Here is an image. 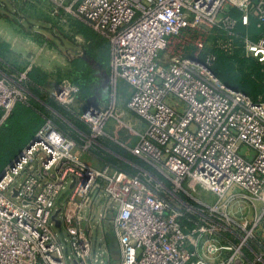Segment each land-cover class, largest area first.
Instances as JSON below:
<instances>
[{
  "label": "built area",
  "instance_id": "2783aa9c",
  "mask_svg": "<svg viewBox=\"0 0 264 264\" xmlns=\"http://www.w3.org/2000/svg\"><path fill=\"white\" fill-rule=\"evenodd\" d=\"M51 1L53 15L63 10L83 18L108 40L109 82L116 86L123 79L131 85L128 108L145 123L143 131L122 123L138 137L131 149L135 156L178 187L188 179L191 190L200 186L220 199L238 185L247 192L244 198L260 202L264 212V96L254 99L232 89L212 70L220 53L237 47L240 25L248 27L255 18L257 27H264V0ZM210 36L214 42L208 41ZM242 41L246 56L264 65V34L253 40L247 33ZM77 90L65 80L55 98L70 108ZM170 96L185 108L169 103ZM109 97L105 106L90 104L79 116L89 126L84 149L104 135L111 118L122 122L116 94ZM28 100L19 82L0 77V126L17 102ZM243 145L253 149L251 156L240 153ZM75 149L76 141L47 120L33 143L5 167L0 179V264H68L71 256L65 254L53 219L56 199L68 187L71 192L57 217L66 227L77 264H93L87 225L96 218L92 207L102 196L101 221L118 242L119 264H257L262 259L243 257L242 249L254 235L248 220L241 225L247 235L240 243L219 245L215 228L187 229L179 210L139 173L110 164L97 167ZM27 171L32 173L11 189ZM224 252L229 254L224 257ZM208 254H217V259Z\"/></svg>",
  "mask_w": 264,
  "mask_h": 264
},
{
  "label": "rangeland",
  "instance_id": "374dc122",
  "mask_svg": "<svg viewBox=\"0 0 264 264\" xmlns=\"http://www.w3.org/2000/svg\"><path fill=\"white\" fill-rule=\"evenodd\" d=\"M54 8V3L51 0H0V57L8 62H15L19 65L15 67L18 72L16 74L17 78L14 77V79L28 92L29 99L34 94V91L31 89L32 82L29 79V72L37 71L40 76H43L44 82L38 88L43 90V93H46L44 96L48 100L50 99V103L53 104H49V107L45 110L46 121L51 119L59 128L67 131L76 141L75 152L81 154L84 161L100 167L109 162L105 160L108 155L120 159L119 155L114 152L118 151L117 146L130 152L131 147L137 142V136L133 135L129 127L122 123H132L136 130L139 131L142 130L141 125H143V121L127 106L132 92L130 85L122 80H119L116 86L109 82L108 93H113L117 96V107L119 111H122L119 119L122 122L111 118L104 129V135L101 139L91 142L89 147L84 149V145L88 141L89 126L84 122L85 126H80L81 130L72 125L71 120L68 119V114L79 118L80 114L92 104L90 102L92 95H81L78 84L73 82L71 77L72 71L75 70L73 67L75 62L72 59L84 56L92 64L93 62H98L95 60L97 56L106 53V48L104 44H96L94 41L88 43V38L78 31L77 21L88 24L83 18L65 14L63 10L53 15L52 10ZM15 38L20 39L16 45L18 47H13L12 45ZM213 40L215 38L211 36L208 38L210 43ZM26 47H28L27 50H25ZM23 53L26 55V58H24L26 60L25 63L22 58ZM223 53L234 56L235 50L230 53L229 51H223ZM243 54L247 58H252L246 56V52ZM18 62H21V64ZM240 70L242 69L236 70V73H239ZM65 80L78 88L77 97L70 108L59 103L55 98L59 85ZM95 81H97L96 85L100 90L103 84L102 78L97 76V80ZM99 93L94 94V97L98 98L97 102L101 101ZM108 99H110L109 96ZM105 101L107 102V100L102 101L104 102V106L106 104ZM168 102L175 107L183 106L185 108V103L176 97L170 96ZM19 131L21 135L25 136L29 128L25 127L23 131L20 128ZM20 140V138H17L15 142L11 143L9 147L10 152H16ZM108 142H111L113 146L111 145L108 148L106 146ZM240 153L246 157L251 156L253 149L243 145ZM37 157H39V154H37ZM144 163L143 168L145 169L138 175L144 181H147L158 195L168 199L179 210L182 214L180 217L181 221L187 229L196 225L213 227L216 229L214 233L216 235V242L219 245H227L230 243L238 244L242 241L243 237H246L247 232L241 229V225L246 220L249 221L248 230L254 225L256 218L254 204L261 203L244 198L243 195H246L247 192L240 186L233 185L225 198L220 199L211 191L203 189L200 186H197L194 191L191 190L188 179L182 183L181 187H178L164 172L159 171L150 163ZM39 166L40 161L37 159L34 162V168L38 169ZM29 173L32 172L27 171L17 178L12 184L11 189L17 187L20 182H23ZM70 192L71 190L68 187L58 196L55 202V211L65 206ZM7 195L12 197L10 190L7 191ZM105 202L106 197L103 198L102 196L95 203L92 211L96 215V218L87 225L91 242L90 258L93 264H119L117 257L111 254V249H115L116 247H111L109 242L110 240H114L113 242L116 240L112 233L108 234L104 231V223L100 217L102 206ZM224 204L226 205L224 206ZM259 224L262 234L264 233V225ZM54 230L57 233L59 241L64 245L66 256H71L68 264H75V257L68 241L66 227L62 225L55 227ZM259 240L263 241L264 237H258L254 233L253 236L248 237L245 246L251 243L264 249V244L258 243ZM207 256L210 260L217 259V254H208Z\"/></svg>",
  "mask_w": 264,
  "mask_h": 264
},
{
  "label": "trees",
  "instance_id": "16d2710c",
  "mask_svg": "<svg viewBox=\"0 0 264 264\" xmlns=\"http://www.w3.org/2000/svg\"><path fill=\"white\" fill-rule=\"evenodd\" d=\"M232 14L235 16L239 15V11L232 10ZM78 31L88 38V43L94 41L96 44H104L106 48V53L97 56L96 61L103 63L105 58L108 57V40L101 34L97 33L88 24L77 21ZM241 33L240 36L236 38L237 47L235 49L234 56L225 55L220 53L218 59L213 66L212 70L215 75L224 82L228 87L244 92L245 94L256 99L258 96H264V65L258 62L254 58H247L244 56L243 47V36L248 33L251 39L256 40L260 35L264 34V27L258 28L257 21L252 18V21L248 27L242 25L238 28ZM93 39V40H91ZM75 62L74 71H72L73 82L78 84L81 95L89 96L90 94H96L99 92V87L97 84V74L95 67L89 63L84 56L77 59H72ZM240 70L236 73V70ZM29 79L32 82L31 89L34 91V96L45 101L47 105H51L50 99L42 95L38 86L44 82L43 76L39 75V72H29ZM53 105V104H52ZM44 106L39 103L34 97H30L27 102L19 101L16 103L12 109L9 116L0 126V173L5 169V167L12 162L21 151L28 145V143L35 137L38 130L46 122ZM68 119L71 120V124L80 128L85 126V123L78 117H73L68 114ZM28 127V133L23 136L20 134L19 129L23 131V128ZM64 131V130H63ZM67 133V131H65ZM83 132V131H82ZM69 134V133H68ZM3 135V136H2ZM20 138L18 149L15 153L9 151L11 143ZM110 143V144H109ZM111 142H108L106 146L109 148ZM113 146V145H112ZM118 151L116 154L124 156L126 160H121L119 158L107 156L105 158L106 164H110L117 167L129 174H136L132 162L139 164L142 168L144 167V162L140 158L134 157L130 152L124 150L123 148L117 146ZM130 161V162H128ZM115 162V164H114Z\"/></svg>",
  "mask_w": 264,
  "mask_h": 264
},
{
  "label": "crops",
  "instance_id": "0c3cea01",
  "mask_svg": "<svg viewBox=\"0 0 264 264\" xmlns=\"http://www.w3.org/2000/svg\"><path fill=\"white\" fill-rule=\"evenodd\" d=\"M18 40L20 41V39L19 38H15V39H13V41L14 42H12V45H13V47H18V46H16L17 44H18ZM27 43V42H26ZM20 45V44H19ZM108 45H109V42H108ZM28 49V47H26V49L25 50H27ZM108 50H109V53H108V57H107V59L105 58V62H103V63H100V62H98L100 65H101V71L102 70H105L108 74H110V68H109V60H110V46H108ZM22 58L24 59V58H26V55H25V53H23V55H22ZM22 61V60H21ZM23 62L25 63L26 62V60L24 59L23 60ZM18 63H20L21 64V62H18ZM16 65H18V64H16L15 62L14 63H12L11 61H7V60H5L4 58H2V57H0V77H3V78H6V79H8L9 81H12V82H16L15 81V79H14V77H16V74H17V72L18 71H16L17 69L15 68L16 67ZM19 66V65H18ZM97 74V73H96ZM24 75V74H23ZM97 76H99L100 78H102V76L101 75H99V74H97ZM17 78V77H16ZM19 80V79H18ZM119 80H122V81H124L125 83H127L125 80H123V79H119ZM118 80V81H119ZM118 81H117V83H118ZM130 87H131V85H130ZM131 90H132V92H131V96H130V99H131V97H132V94H133V88L131 87ZM40 91H41V93H42V95H45L46 93H43V90H41L40 89ZM100 92V93H99ZM99 92H97V94L99 93L100 94V96L102 95L101 94V87H100V90H99ZM108 96H109V93H108V91H107V98L106 99H102L101 98V101L100 102H102V101H104V100H109L108 99ZM32 97H34L39 103H41L43 106H44V108H48L49 107V105H47L46 103H45V101L44 100H42V99H39V98H37V97H35L34 95H32ZM94 97V94H92V98ZM94 98H97L96 96L94 97ZM98 99V98H97ZM130 99H129V101H130ZM128 101V102H129ZM127 106H128V103H127ZM80 119V118H79ZM48 120H51V119H48ZM52 121V120H51ZM141 121H143V120H141ZM56 125V124H55ZM57 127H58V125H56ZM142 126V130H139V131H143V129L145 128V123L143 122V125H141ZM61 129V128H60ZM63 130V129H62ZM71 136V135H70ZM72 137V136H71ZM73 138V137H72ZM138 138V137H137ZM74 139V138H73ZM101 139V138H100ZM138 140V139H137ZM136 144V143H135ZM134 144V145H135ZM133 145V146H134ZM133 146L131 147V149L133 148ZM131 149L129 150L130 151V153L134 156V157H137V156H135L132 152H131ZM127 151V150H126ZM119 157H120V159L121 160H126V158H124V156H121V155H119ZM137 158H139V157H137ZM141 159V158H140ZM142 160V159H141ZM144 161V160H143ZM128 162H130V161H128ZM146 162V161H145ZM131 163V162H130ZM132 164V166H134V169L137 171L136 172V174H141V171L142 170H144L145 168H142L139 164H136L135 162H132L131 163ZM261 205V206H260ZM254 208H255V211H256V218H255V223H254V225L256 224V226L255 227H253L254 225H252L251 227H250V230L252 229L253 230V233H255V235H257L258 237H264V233H262L261 234V230H260V224L259 223H261V224H263L264 225V212H263V206H262V204H254ZM260 217V218H259ZM259 224V225H258ZM105 229V228H104ZM264 230V229H263ZM105 232H107L108 234H109V232L105 229L104 230ZM107 234V235H108ZM114 240H110L109 242H110V245H111V247L113 246V247H116L115 249H111V254H113V256L114 257H117V259L119 260V255H118V242H113ZM258 243H260V244H264V240L263 241H258ZM251 244V243H250ZM248 244L247 246H244L243 247V249H242V254H243V257H244V259L245 260H247V261H251V262H256V260H257V257L258 256H261L262 255V259L261 260H259L258 262H257V264L258 263H261V264H264V249L262 248V247H260V246H257L256 244ZM246 252H248V253H246ZM200 254L202 255V256H204V254H206V249L205 248H201L200 249ZM223 255V254H222ZM226 255H228L227 253H225L224 252V257L226 256ZM253 258V259H252Z\"/></svg>",
  "mask_w": 264,
  "mask_h": 264
},
{
  "label": "water",
  "instance_id": "95a60500",
  "mask_svg": "<svg viewBox=\"0 0 264 264\" xmlns=\"http://www.w3.org/2000/svg\"><path fill=\"white\" fill-rule=\"evenodd\" d=\"M96 69V73L102 76V80H103V84L101 87V98L102 99H106L107 98V91H108V84L110 81V77L109 74L105 71L102 70L101 71V65L98 62H93L92 63ZM90 102H92V104H97V98H91ZM35 137L28 143L27 146H29V144L33 143ZM4 174V170L0 173V179L2 178ZM75 182L72 183L71 187L74 185ZM16 195V192H15ZM61 211V208L57 209L53 215V219L56 222V226L60 227L61 226V220L57 217V215L59 214V212ZM75 264H77V261H75Z\"/></svg>",
  "mask_w": 264,
  "mask_h": 264
}]
</instances>
